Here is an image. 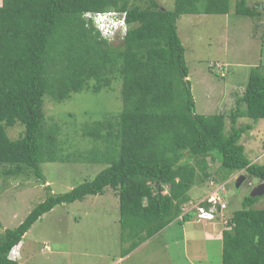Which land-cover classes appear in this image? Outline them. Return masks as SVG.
Returning a JSON list of instances; mask_svg holds the SVG:
<instances>
[{
  "label": "trees",
  "instance_id": "trees-1",
  "mask_svg": "<svg viewBox=\"0 0 264 264\" xmlns=\"http://www.w3.org/2000/svg\"><path fill=\"white\" fill-rule=\"evenodd\" d=\"M230 10V0H175L172 11L158 0H2L0 175L34 177L46 184L44 163L106 167L67 193L51 194L18 227L1 235L0 264H18L11 252L45 214L107 188L119 199L127 256L180 218L197 221L200 208L210 210L208 200L186 209L203 161H218L231 173L244 172L246 182L264 184V164L250 161L241 143L264 120V68L252 69L227 131L226 115L196 113L178 33L182 15H225ZM109 11L125 14L128 23L117 45L104 39L93 22L97 13ZM235 13L261 16L245 0L236 4ZM117 80L119 115L85 124L82 135L94 147L75 157L62 156L61 128L47 122L46 100L61 104L73 94H99ZM245 119L249 122L239 124ZM18 124L24 133L13 140L7 130ZM259 197H246L230 218L226 209L214 212L215 221L225 220L229 228L222 233V264H264V209L253 208Z\"/></svg>",
  "mask_w": 264,
  "mask_h": 264
},
{
  "label": "rangeland",
  "instance_id": "rangeland-1",
  "mask_svg": "<svg viewBox=\"0 0 264 264\" xmlns=\"http://www.w3.org/2000/svg\"><path fill=\"white\" fill-rule=\"evenodd\" d=\"M240 1L230 0L229 14H185L177 21L179 37L186 49L196 113L226 115L227 131L231 125L230 115L237 110V101L244 93L252 69L260 65L264 68V0H245L249 8L261 14L255 18L235 13ZM158 2L166 10L174 9L175 0ZM111 42L117 45L118 39ZM120 92L121 81L117 80L110 89L99 94H73L61 104L46 100L47 122H57L61 128L62 156L75 157L94 147L92 140L83 137L82 127L105 116H118L122 110ZM248 122L245 119L239 124ZM262 128L264 125L258 126L252 138L244 137L241 142L246 146L250 161L259 164H264ZM7 132L15 140L23 135L24 127L18 124ZM202 163L197 168L199 181L189 192L191 202L186 209L194 210L220 192L227 203L225 216L230 218L242 209L243 200L258 186L257 180H245L238 187L240 175L246 176L244 172L231 173L218 161ZM105 167L84 162L44 163L46 184L34 177L4 178L0 175V236L18 227L51 194L67 193L93 180ZM207 174L210 175L208 179ZM253 208L264 209V195ZM221 222L224 227V221ZM180 237L179 233L174 236L162 232L124 256L129 244L121 242L119 199L113 189L107 188L104 194L59 205L45 214L13 249L10 258L18 264H183L188 259V248L186 244L176 246ZM187 240L189 255L193 251L196 263L222 264L221 245L207 244L192 235H188ZM165 243L171 253L166 252L169 247L163 249Z\"/></svg>",
  "mask_w": 264,
  "mask_h": 264
},
{
  "label": "crops",
  "instance_id": "crops-1",
  "mask_svg": "<svg viewBox=\"0 0 264 264\" xmlns=\"http://www.w3.org/2000/svg\"><path fill=\"white\" fill-rule=\"evenodd\" d=\"M1 5H2V0H0V6ZM262 121H260L257 125H254V128L250 131V133L244 137H251L252 138L251 135H253V133L258 128V126L261 127L262 125H264V123ZM263 130H264V128H262L260 130V132H262ZM245 148H246V146H245ZM253 163H255V162H253ZM225 229H229L227 227V223L225 222L224 227H223V223L221 221H218V220H216L214 222L205 221V222L200 223V222H197L195 218H193L191 221H188V222H185V221L182 222V219L180 218L179 220L172 223L171 226H168L163 231V233H166V235H167V233H171L174 236H176V233H179V235L181 237L179 238V241H177L178 244H176V246L177 245L180 246L181 244H186L187 248H188V259L183 264H198L199 261H197V263H196V261L194 260L193 251H192V254L190 253L191 256L189 255V245H188L187 236L188 235H192L195 237L197 236V237L201 238L202 240L206 241L207 244L208 243H210V244L217 243L218 245L222 246V233H223V230H225ZM167 247H169V245H168V243H165V246L163 247V249H165ZM166 252L171 253L170 247H169V250ZM221 253H222V250H221ZM162 264H166V263H162ZM173 264H175V262H173ZM177 264H180V263H177Z\"/></svg>",
  "mask_w": 264,
  "mask_h": 264
},
{
  "label": "clouds",
  "instance_id": "clouds-1",
  "mask_svg": "<svg viewBox=\"0 0 264 264\" xmlns=\"http://www.w3.org/2000/svg\"><path fill=\"white\" fill-rule=\"evenodd\" d=\"M85 15H89V14H85ZM93 22H94L97 30L101 33V36L104 39L109 40L110 42H111V40L118 39V37L120 35L125 34L127 29H128V23H127L126 15L117 13L115 11H109V12H105V13H97L93 17ZM240 177H241V175H240ZM257 182H258V186H259V184L261 182H259V181H257ZM217 194L220 196V192H218ZM224 202L226 203V201H224ZM197 221H198V219H197ZM207 221L208 222H214L215 218L213 220H210V221L207 220ZM223 221L225 224V220H223ZM202 222H205V221H202ZM202 222H200V223H202Z\"/></svg>",
  "mask_w": 264,
  "mask_h": 264
},
{
  "label": "built area",
  "instance_id": "built-area-1",
  "mask_svg": "<svg viewBox=\"0 0 264 264\" xmlns=\"http://www.w3.org/2000/svg\"><path fill=\"white\" fill-rule=\"evenodd\" d=\"M222 76L224 75L222 74ZM208 202L211 204L210 210L200 208L199 214L197 217L199 222L213 220L215 218L214 212L222 213L227 208V204L223 201V199L218 194L217 196L216 195L211 196L208 199ZM218 208H220V210Z\"/></svg>",
  "mask_w": 264,
  "mask_h": 264
},
{
  "label": "water",
  "instance_id": "water-1",
  "mask_svg": "<svg viewBox=\"0 0 264 264\" xmlns=\"http://www.w3.org/2000/svg\"><path fill=\"white\" fill-rule=\"evenodd\" d=\"M245 181V177L241 176L237 182V186L239 187L241 183ZM264 195V184L260 183L258 187H256L253 192L251 193L252 197L262 196Z\"/></svg>",
  "mask_w": 264,
  "mask_h": 264
}]
</instances>
